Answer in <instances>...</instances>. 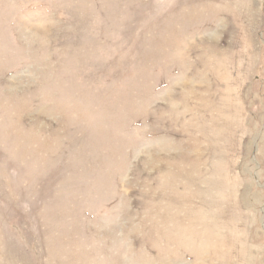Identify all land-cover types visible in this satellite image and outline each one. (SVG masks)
<instances>
[{
	"label": "rangeland",
	"instance_id": "374dc122",
	"mask_svg": "<svg viewBox=\"0 0 264 264\" xmlns=\"http://www.w3.org/2000/svg\"><path fill=\"white\" fill-rule=\"evenodd\" d=\"M0 264H264V0H0Z\"/></svg>",
	"mask_w": 264,
	"mask_h": 264
}]
</instances>
